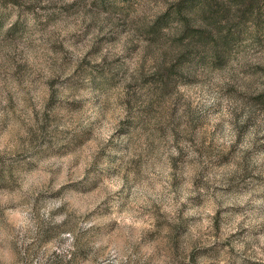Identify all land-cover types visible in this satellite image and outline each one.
I'll use <instances>...</instances> for the list:
<instances>
[{
	"label": "clouds",
	"instance_id": "1",
	"mask_svg": "<svg viewBox=\"0 0 264 264\" xmlns=\"http://www.w3.org/2000/svg\"><path fill=\"white\" fill-rule=\"evenodd\" d=\"M0 264H264V0H0Z\"/></svg>",
	"mask_w": 264,
	"mask_h": 264
}]
</instances>
